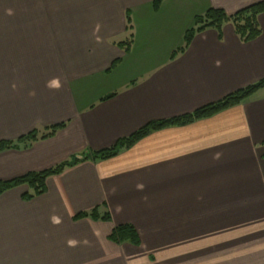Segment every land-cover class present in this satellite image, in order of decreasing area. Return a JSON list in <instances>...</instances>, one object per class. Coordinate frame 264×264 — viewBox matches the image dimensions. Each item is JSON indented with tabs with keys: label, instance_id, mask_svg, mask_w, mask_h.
Here are the masks:
<instances>
[{
	"label": "crops",
	"instance_id": "0c3cea01",
	"mask_svg": "<svg viewBox=\"0 0 264 264\" xmlns=\"http://www.w3.org/2000/svg\"><path fill=\"white\" fill-rule=\"evenodd\" d=\"M153 1L0 0V142L65 123L1 150L0 181L107 149L264 78V12L250 41L227 22L148 60V45H119L140 23L152 37L184 38L209 8L234 14L264 0H163L158 10ZM27 191L0 195V264H264V87L113 157H87L49 176L43 194ZM95 208L98 218L77 217ZM121 224L140 244L110 238Z\"/></svg>",
	"mask_w": 264,
	"mask_h": 264
},
{
	"label": "trees",
	"instance_id": "16d2710c",
	"mask_svg": "<svg viewBox=\"0 0 264 264\" xmlns=\"http://www.w3.org/2000/svg\"><path fill=\"white\" fill-rule=\"evenodd\" d=\"M163 0H154L153 7L158 10L161 6ZM264 12V1H259L253 3L249 6H246L234 14H228L221 8H209L204 14L195 16L194 18V27L188 29L185 32L184 44L175 53L179 51H184L186 47L192 41L195 33L197 31H202L206 28H214L218 31L222 29V26L231 22L235 31L243 41H250L257 38L261 34V27L259 25L258 17L261 13ZM128 19L130 17L128 16ZM130 22V20H129ZM132 37L125 41L119 42V45L122 46L126 51L130 49V45L132 43ZM264 87V78L259 81L250 84L246 87L238 89L224 98L201 106L194 110L193 112L183 114L180 116L172 117L169 119L153 121L145 126L138 129L136 132L131 134L130 136L119 139L115 144L111 147L103 150L92 151L84 154L81 158L78 156H74L69 160H65L51 168L42 170V171H33L22 176L6 180L0 181V195L14 187L20 185H28L30 187V191H27L23 194V198L31 199L37 195L43 194L46 190V180L49 176L61 173L67 167H71L79 163L81 160L91 158L93 160L96 159H106L113 157L119 153V151L123 148H128L132 146L135 142H137L142 137L147 134L159 130L169 126H179L189 124L193 121L207 118L213 116L214 114L227 109L229 107L235 106L249 98L253 93L257 90ZM65 123L57 124L49 127L50 132L39 135L37 131H32L29 134L23 135L18 138L15 142L13 141H2L0 142V151L12 146H19V143L27 142V141H35L39 139V137H47L56 132L57 129L63 127ZM91 216L94 218H98L99 214L97 209L95 208L90 213L88 212H80L77 217H85ZM109 214L103 216V218H108ZM110 238L118 243L122 242H130L132 244L138 245L140 244V236L137 229L131 224H121L116 226L112 233L110 234Z\"/></svg>",
	"mask_w": 264,
	"mask_h": 264
},
{
	"label": "rangeland",
	"instance_id": "374dc122",
	"mask_svg": "<svg viewBox=\"0 0 264 264\" xmlns=\"http://www.w3.org/2000/svg\"><path fill=\"white\" fill-rule=\"evenodd\" d=\"M147 26L144 23H140L139 26H137V28H135L134 31H132V43H134V45L136 46V50H141L143 49L142 47L145 46H149V52L148 54L145 56L146 58H144V60H148L149 57H152V53L155 52L156 56V51L163 48V51L165 52L168 48H171L172 46H174V48L176 47L175 44L178 43L179 40H183L184 38H182L179 35V32L174 33L170 38L168 39H163L161 38L162 36H156V37H152V35L150 33H147ZM130 37V34H129ZM183 37H185V34L183 35ZM184 41V40H183ZM168 47V48H167ZM78 156V155H76Z\"/></svg>",
	"mask_w": 264,
	"mask_h": 264
},
{
	"label": "water",
	"instance_id": "95a60500",
	"mask_svg": "<svg viewBox=\"0 0 264 264\" xmlns=\"http://www.w3.org/2000/svg\"><path fill=\"white\" fill-rule=\"evenodd\" d=\"M82 156H83V155H79L78 157H80V158H81Z\"/></svg>",
	"mask_w": 264,
	"mask_h": 264
},
{
	"label": "clouds",
	"instance_id": "9594fccd",
	"mask_svg": "<svg viewBox=\"0 0 264 264\" xmlns=\"http://www.w3.org/2000/svg\"><path fill=\"white\" fill-rule=\"evenodd\" d=\"M56 86L58 87L59 85L57 84Z\"/></svg>",
	"mask_w": 264,
	"mask_h": 264
}]
</instances>
